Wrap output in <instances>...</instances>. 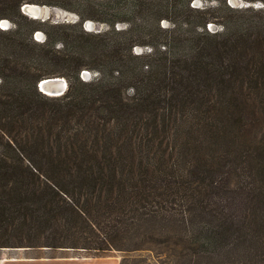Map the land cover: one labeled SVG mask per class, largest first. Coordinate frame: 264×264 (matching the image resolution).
I'll list each match as a JSON object with an SVG mask.
<instances>
[{"label": "trees", "instance_id": "1", "mask_svg": "<svg viewBox=\"0 0 264 264\" xmlns=\"http://www.w3.org/2000/svg\"><path fill=\"white\" fill-rule=\"evenodd\" d=\"M93 1L107 30L0 0V249L264 264V0Z\"/></svg>", "mask_w": 264, "mask_h": 264}, {"label": "rangeland", "instance_id": "2", "mask_svg": "<svg viewBox=\"0 0 264 264\" xmlns=\"http://www.w3.org/2000/svg\"><path fill=\"white\" fill-rule=\"evenodd\" d=\"M37 2H32L31 4H37L41 6L42 13L40 16V20H50L52 23H78L80 21V14L84 17H86V20L82 23V27L84 29H89L88 31H104L109 28V26L101 22L99 19L101 17H105V15L97 10H92L87 7L88 4H94L93 0H36ZM227 4L233 7H244L245 5H253V7H260L258 2L248 3L244 0H227ZM191 6L194 7H210L213 8L217 5L216 1L212 0H193L190 2ZM80 13V14H79ZM29 17V16H28ZM88 17V18H87ZM2 20H5L4 24H0V27L4 28L5 30L13 29L14 24L13 22L8 18H3ZM24 20H20V22H23ZM86 23H88L89 26H86ZM163 26H167L168 22L165 20L161 21ZM116 28H122L124 27L122 24H116ZM207 29L210 31H217L220 30V26L215 23H208L206 26ZM44 29L46 31H50L49 27L45 26ZM65 30H70L69 28ZM46 34L43 29H37L32 32V39L37 42H43L45 40ZM132 52L135 54H142L148 52L147 47L136 45L132 48ZM86 62L89 63L88 59L86 58ZM97 75V72L89 69V68H83L79 76L86 81L92 80ZM64 78V77H63ZM65 79V78H64ZM66 80V79H65ZM67 82V80H66ZM9 254V255H33V256H45V255H77V254H95L93 252L84 251L82 249L79 250H64V249H56V250H48V249H24V248H1L0 249V255L1 254ZM134 255L139 256H145V260L148 262L151 261L150 255L148 253L143 251H137L133 253ZM100 256H110L113 259L119 263L120 258L122 256V253L118 250H110L105 253H102ZM149 258V259H146Z\"/></svg>", "mask_w": 264, "mask_h": 264}, {"label": "crops", "instance_id": "3", "mask_svg": "<svg viewBox=\"0 0 264 264\" xmlns=\"http://www.w3.org/2000/svg\"><path fill=\"white\" fill-rule=\"evenodd\" d=\"M67 250V249H66ZM0 264H118L110 256H95L87 253L77 255H0Z\"/></svg>", "mask_w": 264, "mask_h": 264}, {"label": "water", "instance_id": "4", "mask_svg": "<svg viewBox=\"0 0 264 264\" xmlns=\"http://www.w3.org/2000/svg\"><path fill=\"white\" fill-rule=\"evenodd\" d=\"M24 7H26V9H28V10H24ZM21 10L25 15H27L31 18L41 19L40 16L42 13V9H41V6H39L37 4L24 3L21 7ZM3 22H6V21L1 20L0 24L2 25ZM86 26H89L88 23H86ZM87 30H89V29H87ZM37 86H38V89L46 95L60 96L64 93V91L67 88V82L63 77L53 76V77H47V78L41 79L38 82Z\"/></svg>", "mask_w": 264, "mask_h": 264}, {"label": "bare ground", "instance_id": "5", "mask_svg": "<svg viewBox=\"0 0 264 264\" xmlns=\"http://www.w3.org/2000/svg\"><path fill=\"white\" fill-rule=\"evenodd\" d=\"M24 10H28V9H26V7H24ZM2 24H4V22L2 23ZM42 82V81H41ZM42 85V84H41Z\"/></svg>", "mask_w": 264, "mask_h": 264}]
</instances>
